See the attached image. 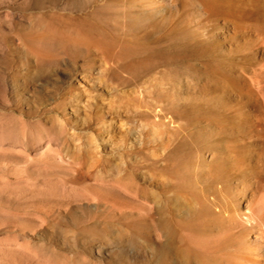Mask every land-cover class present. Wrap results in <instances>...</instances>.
Listing matches in <instances>:
<instances>
[{
    "label": "rangeland",
    "instance_id": "1",
    "mask_svg": "<svg viewBox=\"0 0 264 264\" xmlns=\"http://www.w3.org/2000/svg\"><path fill=\"white\" fill-rule=\"evenodd\" d=\"M151 13L181 39L206 32L177 0H0V264H181L182 236L158 224L195 208L164 170L177 121L156 115L164 68L128 75ZM218 27L222 49L249 47L259 71L264 37L226 45Z\"/></svg>",
    "mask_w": 264,
    "mask_h": 264
},
{
    "label": "bare ground",
    "instance_id": "2",
    "mask_svg": "<svg viewBox=\"0 0 264 264\" xmlns=\"http://www.w3.org/2000/svg\"><path fill=\"white\" fill-rule=\"evenodd\" d=\"M177 1L198 16L204 36L181 39L172 19L157 23L151 13L140 36L138 68L128 72L134 79L164 68L156 115L177 119L164 170L174 179L173 190L195 204L187 216L175 220L169 214L158 224L166 237L176 231L182 236L181 264H264V106L255 91L262 89L264 65L252 71L255 53L249 47L225 52L213 38L221 23L233 33L226 45L241 36L253 44L250 34L263 39L264 0ZM182 83L184 104L176 95ZM188 91L199 95L192 99ZM212 126L218 129L214 147ZM204 151L213 152L208 164L198 156Z\"/></svg>",
    "mask_w": 264,
    "mask_h": 264
}]
</instances>
